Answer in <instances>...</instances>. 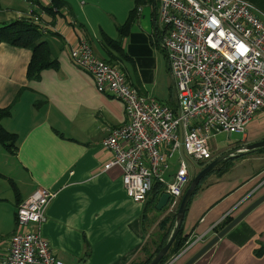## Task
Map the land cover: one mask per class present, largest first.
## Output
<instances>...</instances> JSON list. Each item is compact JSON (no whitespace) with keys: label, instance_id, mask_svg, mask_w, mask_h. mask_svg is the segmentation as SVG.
<instances>
[{"label":"crops","instance_id":"obj_1","mask_svg":"<svg viewBox=\"0 0 264 264\" xmlns=\"http://www.w3.org/2000/svg\"><path fill=\"white\" fill-rule=\"evenodd\" d=\"M37 1L0 0V22L37 14L38 7L53 3ZM57 1L60 11L42 8L40 14L49 25L50 33L45 35L58 67L44 68L38 80L29 79L26 68L32 50L0 43V106L11 104L2 123L18 138L14 153L0 143V261L16 228L14 212L20 200L35 187L45 186L54 195L39 229L58 258L67 264H128L144 256V243L154 245L161 239L171 221L160 227V219L170 211L156 208L160 193L153 190L144 202L130 197L118 165L102 169L112 151L101 140L110 127L124 122L123 100L99 91L93 76L73 63L70 48L85 38L99 59L119 63L139 91L163 101L169 86L170 97L163 103L174 104L169 59L158 44V31L148 33L139 17L126 35L119 33L118 26L126 22L135 0ZM247 1L264 21V0ZM106 35L119 39L123 52L110 51ZM242 133L233 145L214 154L264 137V110L246 122ZM251 159L261 164L255 173L247 167L235 168ZM177 163L178 157L164 172L165 179L171 178ZM192 171L193 175L197 170ZM201 181L182 218V233H189L186 251L172 264H182L199 249L225 214L235 215L264 192V149L246 151L226 169L210 171ZM191 264H264V198Z\"/></svg>","mask_w":264,"mask_h":264},{"label":"built area","instance_id":"obj_2","mask_svg":"<svg viewBox=\"0 0 264 264\" xmlns=\"http://www.w3.org/2000/svg\"><path fill=\"white\" fill-rule=\"evenodd\" d=\"M38 8L28 18L47 30ZM253 8L247 0H158L153 29L169 59L174 104L139 91L119 63L99 59L85 38L71 46V60L93 76L99 91L123 100L124 122L101 140L112 151L102 169L121 167L133 199L144 202L152 181L159 179L171 195L168 210L177 209L194 163L213 156L209 139L223 130L245 132L246 122L264 110V21ZM174 154L178 163L167 180L164 172ZM53 195L52 189L37 186L20 200L0 264H67L39 229Z\"/></svg>","mask_w":264,"mask_h":264},{"label":"trees","instance_id":"obj_3","mask_svg":"<svg viewBox=\"0 0 264 264\" xmlns=\"http://www.w3.org/2000/svg\"><path fill=\"white\" fill-rule=\"evenodd\" d=\"M33 2H38L37 0H32ZM150 5L153 6V12L152 15H155V12H157L158 9V0H135L134 6L130 10V13H128L126 22L118 26V31L123 36L128 33L131 26H133L134 22H136L139 17L140 13V7L142 5ZM59 3L57 0H53V3L47 8L45 5H41L43 9H45L48 12H56L55 9L60 11V7L58 6ZM50 32L48 30H43L41 28V25L38 23H34L32 20H30L27 17L25 18H16L12 19V21H2L0 22V43L1 41H7L11 45H18L24 48H29L32 50V55L29 58L28 67L26 68V74L28 75L29 79H35L38 80L41 76L40 71L44 68H56L59 66V61L52 57V50L49 46V41L47 40V36L45 34H49ZM106 44L110 46V51L113 48L114 50L117 49L120 52H123L121 49L120 41L119 39H112L110 36L106 35ZM111 53V52H110ZM108 61L113 62L111 58L106 59ZM115 62V61H114ZM38 104V103H37ZM11 104L0 106V143L3 148L8 149L9 151L15 152V149L17 148L18 138L17 134L13 132L11 129H9L7 126L3 125L2 119L10 112ZM240 146V145H239ZM258 149H264V146H259L258 148H249L244 151H238L234 153L232 156H227L221 160V162H218L217 164L213 165L211 167L210 171L216 170V172H221L222 170L226 169V167L232 163L233 159L238 156H243L246 151L250 150H258ZM201 164H204L203 160L200 161ZM208 172V173H209ZM207 173V174H208ZM206 174V175H207ZM202 176L200 178V182L197 185V187L200 186L201 180L206 176ZM190 180V179H189ZM189 182V181H188ZM153 185L152 188L149 189V191L153 190L154 192L161 193L165 189V183L160 181L159 179H154L152 181ZM10 184L16 194L19 193V189H17V186L14 182V179L10 177ZM188 185V184H187ZM197 189V188H195ZM147 192V194L149 193ZM147 196V195H146ZM148 197V196H147ZM190 199L186 203V210L188 209V203ZM19 203V202H18ZM164 207L168 208V204H166ZM163 208V207H162ZM176 210H172L169 212V214H166L160 219V227L165 226L168 221H171L170 227H165L163 235L161 236V239L152 245L149 241L144 243L141 247L144 251V256H140L139 258H136L132 262L130 261L128 264H148L151 260L152 256L157 253L161 249V245L170 237L171 227L175 224V213ZM232 216L229 213L225 214L223 216V219L215 225H213V229L219 230L223 227L224 224H226L230 219L232 220ZM182 225L179 227L177 231V235L175 238H173V241L170 245L169 250L163 254L161 257L160 264H164L168 259L172 256H174L175 253L182 250L187 243V240L189 238V233H182ZM153 242V241H152ZM201 245V244H200ZM198 250V249H197ZM259 251V250H257ZM259 253V252H258Z\"/></svg>","mask_w":264,"mask_h":264},{"label":"water","instance_id":"obj_4","mask_svg":"<svg viewBox=\"0 0 264 264\" xmlns=\"http://www.w3.org/2000/svg\"><path fill=\"white\" fill-rule=\"evenodd\" d=\"M152 12H153V6L144 4L142 5L141 11L139 13V20H140L141 27L144 30L148 31V33H152V30L154 28L153 27L154 19H153ZM259 146H264V137L259 138L258 140H255V141H252V140L248 141L243 146L240 145L237 148H234L233 150L227 149L221 152V154L218 155L217 157L215 156L214 158L209 160L204 165L202 164L199 167V170H197L193 175L190 176L189 183L184 188L181 200L178 202L177 207H176L177 210L175 213V225L173 226V229L170 232L171 233L170 237L166 239V241L161 245V249L152 256L148 264H160L161 257L163 256L165 252H167V250H169L170 245L173 241V238H175L179 227L182 225V222H183L182 218H183V215L185 214L186 203L190 199L191 195H193L192 193L194 189L197 188V185L200 182L199 181L200 178L206 175L213 165L217 164L218 162H221V160L227 156L229 157L232 156L235 153V151L237 150L242 151V150H246L249 148L254 149V148H258ZM159 196H160L159 200L155 206L158 209H162V207H164L167 204V202L170 200L171 195H169V193L166 192V190H163ZM263 198H264V192H262L260 196H258L257 198H253L250 202H248L247 206L244 209L242 208L240 211L236 212V214L232 216V220L230 219L226 224L223 225L221 229L214 231L215 233L210 238L205 240L201 244L198 250L193 251L189 256H187V259L182 264H191L193 261L195 262L201 253H203L205 250H208L210 247H212L213 243L217 239L222 237L229 228H231L234 224H236V222L239 221L241 217L244 216L248 212V210L252 209Z\"/></svg>","mask_w":264,"mask_h":264},{"label":"rangeland","instance_id":"obj_5","mask_svg":"<svg viewBox=\"0 0 264 264\" xmlns=\"http://www.w3.org/2000/svg\"><path fill=\"white\" fill-rule=\"evenodd\" d=\"M171 78V77H170ZM172 81V79H171ZM168 87L165 89V94H166V97H163V101H167L170 97V95L168 94ZM173 81H172V87H171V94L173 95L174 94V88H173ZM175 96V94H174ZM243 135L242 132H240V130H237V129H232L231 131V134H229V132L227 130H223V131H220V133H218L216 136H212L209 141L210 143L212 144V147H214V149L212 150V154H214V152H218L220 149L222 148H226V147H230L231 145H233L234 143V140L238 139V138H241V136ZM177 160V157L175 156H172L170 158V163L169 164V167L172 166L173 167V163L174 161ZM240 165H236L235 168L236 169H239L240 166L241 167H247V171H250V172H256L259 167H261L259 163H257L256 161H254L253 159L251 160H247L246 162H239ZM194 169L198 170L199 167H200V164L198 161H196V163H194ZM10 182V181H9Z\"/></svg>","mask_w":264,"mask_h":264},{"label":"flooded vegetation","instance_id":"obj_6","mask_svg":"<svg viewBox=\"0 0 264 264\" xmlns=\"http://www.w3.org/2000/svg\"><path fill=\"white\" fill-rule=\"evenodd\" d=\"M226 150H227V149H226ZM223 151H225V150H221V151H220V153H218L217 155H215V154H212V155H213V156H212V158H214L215 156L217 157V156H218V155H220V154H221V152H223ZM212 158H211V159H212ZM211 159H209V160H211ZM209 160H208V161H209ZM208 161H207V162H208ZM207 162H206V163H207ZM204 164H205V163H204Z\"/></svg>","mask_w":264,"mask_h":264}]
</instances>
